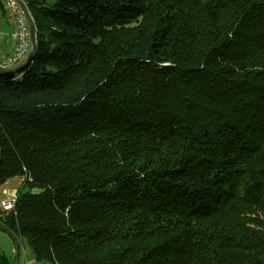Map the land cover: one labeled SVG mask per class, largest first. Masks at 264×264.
Here are the masks:
<instances>
[{
    "label": "trees",
    "instance_id": "trees-1",
    "mask_svg": "<svg viewBox=\"0 0 264 264\" xmlns=\"http://www.w3.org/2000/svg\"><path fill=\"white\" fill-rule=\"evenodd\" d=\"M26 6L36 52L0 70V182L25 176L3 226L51 264H264V0Z\"/></svg>",
    "mask_w": 264,
    "mask_h": 264
},
{
    "label": "built area",
    "instance_id": "built-area-1",
    "mask_svg": "<svg viewBox=\"0 0 264 264\" xmlns=\"http://www.w3.org/2000/svg\"><path fill=\"white\" fill-rule=\"evenodd\" d=\"M8 13L15 22V31L13 33L15 49L10 55H0V66L4 68H16L23 62L32 48L29 26L26 22V15L21 8L18 0H2ZM26 4V3H25ZM19 192L14 190L8 196L0 201L4 211H10L15 207ZM3 211L0 210V213Z\"/></svg>",
    "mask_w": 264,
    "mask_h": 264
},
{
    "label": "rangeland",
    "instance_id": "rangeland-1",
    "mask_svg": "<svg viewBox=\"0 0 264 264\" xmlns=\"http://www.w3.org/2000/svg\"><path fill=\"white\" fill-rule=\"evenodd\" d=\"M25 176H12L7 178L4 182H0V201L8 196L9 193L16 190L24 189ZM14 242L12 237L0 229V252L11 257L14 254ZM20 256L19 264H51L49 261L40 260L37 258L36 254L33 252L31 247L26 241L20 242Z\"/></svg>",
    "mask_w": 264,
    "mask_h": 264
},
{
    "label": "water",
    "instance_id": "water-1",
    "mask_svg": "<svg viewBox=\"0 0 264 264\" xmlns=\"http://www.w3.org/2000/svg\"><path fill=\"white\" fill-rule=\"evenodd\" d=\"M21 8L23 9L25 15L27 16V19L29 21V25H30V35H31V41H32V49L28 55V57L26 58L25 62H23V64H21L19 67L15 68V69H8V68H4L0 66V70L1 71H10V72H14V71H18L20 70L22 67H24V65H26L30 59L33 57V55L36 52V24L34 21L33 16L31 15V13L29 12L26 4L24 3L23 0H18ZM0 229L4 230L5 232H7L11 237L12 240L14 242L15 248H14V256L12 259V264H19V256H20V240L14 235L12 234L6 227L3 226V224L0 222Z\"/></svg>",
    "mask_w": 264,
    "mask_h": 264
},
{
    "label": "crops",
    "instance_id": "crops-1",
    "mask_svg": "<svg viewBox=\"0 0 264 264\" xmlns=\"http://www.w3.org/2000/svg\"><path fill=\"white\" fill-rule=\"evenodd\" d=\"M29 12L31 13L30 10ZM14 31H15V22L12 16L8 12L4 13L2 10H0V53L6 54L13 51Z\"/></svg>",
    "mask_w": 264,
    "mask_h": 264
},
{
    "label": "clouds",
    "instance_id": "clouds-1",
    "mask_svg": "<svg viewBox=\"0 0 264 264\" xmlns=\"http://www.w3.org/2000/svg\"><path fill=\"white\" fill-rule=\"evenodd\" d=\"M31 42H32V41H31ZM31 49H32V48H31ZM28 55H29V54H28ZM27 57H28V56H27ZM25 60H26V59H25ZM25 60H24V61H25Z\"/></svg>",
    "mask_w": 264,
    "mask_h": 264
},
{
    "label": "bare ground",
    "instance_id": "bare-ground-1",
    "mask_svg": "<svg viewBox=\"0 0 264 264\" xmlns=\"http://www.w3.org/2000/svg\"><path fill=\"white\" fill-rule=\"evenodd\" d=\"M23 1H24V3H26L25 0H23Z\"/></svg>",
    "mask_w": 264,
    "mask_h": 264
}]
</instances>
